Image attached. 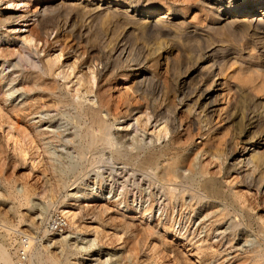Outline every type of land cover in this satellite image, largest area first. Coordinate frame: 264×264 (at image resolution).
<instances>
[{"label":"bare ground","instance_id":"1","mask_svg":"<svg viewBox=\"0 0 264 264\" xmlns=\"http://www.w3.org/2000/svg\"><path fill=\"white\" fill-rule=\"evenodd\" d=\"M34 1L36 0H0V129L7 140L13 139L17 133L24 147L19 148V152H27L32 163L39 164L35 180L50 183L46 188L42 185L35 187L39 189V195L48 194L52 198L66 185L68 177V170L57 171L54 166L59 157L52 145L61 144L67 130L57 123V115L68 117L74 126L67 142L75 149L77 160H84L87 152L104 145L108 137L113 135L111 128L114 124L124 127L123 121L136 114V121L141 122L142 130L149 134V141L145 143V147H139L134 152L108 148L113 158L132 163L134 161L140 167H150L163 184L179 180L190 182L216 206L224 201L226 204H229L228 201L236 204L238 198L219 177L198 166L194 160L201 154L221 158L223 172H236L235 182L246 191L253 190L256 194L260 190L263 180L260 178L264 177V148L262 149L257 132L261 116L260 113L253 112L249 118L250 126L246 129L241 127L246 117L237 108L236 99L247 96L254 105L260 104L258 93L264 92V34L259 37L257 35L256 38L261 46L258 47L254 40L250 41L247 53L239 52L237 56L240 59H234L237 66L226 72L225 69L229 68L228 61H224L226 55H218L209 47V36L198 33L199 27L188 28V21L177 16L179 10L176 8L172 10L173 16L170 17L168 11L158 15L156 9L144 8L139 3L134 8L132 4L126 6L127 0ZM196 1L217 22L219 28H226L232 34H237L236 31L243 33L251 26L264 30V0ZM16 7L25 9L19 12L14 10ZM163 31L176 40L173 39V43L168 40L159 42L158 36ZM53 32L54 37L50 38ZM62 32L70 36L71 42L57 47L58 41L63 43ZM133 33V39L141 40L140 48L136 49L131 40ZM146 33L154 34L158 40L151 44L143 42ZM235 38L239 37L236 35ZM18 39L21 47L28 49V55L37 56L35 60H32L33 56H28L29 61L31 59L28 67L20 66L17 61L2 59L13 55L12 51L3 53L5 48L2 45L8 43L2 44V41ZM191 47L196 52L203 47L213 50L206 57L211 61L191 70L188 67L181 68L182 65L175 58L172 60L171 52L175 48L183 56L186 48ZM155 55L159 59L157 62L164 61L161 67L159 64L155 65V62L149 63ZM5 62L8 63L6 68H11L9 73H4ZM194 72L197 73L193 74ZM113 81L116 89L119 88L114 103L122 106L115 115V119L121 118L122 122L117 123L109 122L103 115L111 107V99L107 94ZM223 100L226 101V107L221 119L225 122V131L229 130L230 135L222 143L218 142V145L205 142L190 153L192 156L187 155L185 151L193 142L194 136L207 135L214 130V105ZM196 124L199 127L194 134L192 128ZM3 139H0V155L6 154ZM160 139L161 143L156 144L155 141ZM13 141L16 142L15 139ZM142 150H145L143 155ZM72 189H67L65 193V197H69L71 201L64 203L67 207L62 210L64 215L73 219L83 210L103 213L114 211L105 203L98 202L106 198L101 193L96 194L91 189L77 195V192L69 191ZM32 190L21 186L13 198L19 205L24 201L28 203L31 201ZM172 190L168 189L170 196L174 193ZM66 200L64 198L62 202ZM47 203L50 201L47 200ZM114 204L126 210L132 208L128 202L120 199ZM42 208L44 209L43 205H39L38 209ZM8 213V209L0 212V221L9 223L6 218ZM226 214L221 209L213 210L214 219L211 223L222 222ZM256 220L264 227V221L259 216ZM162 226L169 230L167 224L163 223ZM119 227L125 229L127 223H121ZM229 227L230 224L227 228ZM145 229L152 235L161 236L154 227ZM68 238L66 234L59 240L61 252H70V245L75 249H86L94 244V239H89L85 246H78L80 240H74L70 244ZM27 241L26 247L22 245L27 260L23 261L15 251L17 261L27 264L35 260L38 264H51L53 260H57L55 254L44 257L41 250L34 248L29 239ZM4 244L0 243V264H16ZM198 249L199 251L194 250L195 254L207 255L203 248ZM112 255L116 253H109L102 263L110 260H114L115 264L135 262L130 252L125 257L116 255L114 259L111 258ZM146 259L140 263L153 264ZM58 264L61 263L58 261Z\"/></svg>","mask_w":264,"mask_h":264},{"label":"rangeland","instance_id":"2","mask_svg":"<svg viewBox=\"0 0 264 264\" xmlns=\"http://www.w3.org/2000/svg\"><path fill=\"white\" fill-rule=\"evenodd\" d=\"M34 2L37 3V0ZM137 3L144 8L156 9L158 15L168 11L170 17H172V10L174 8L179 10L177 16H181L182 19L188 21V28L199 27L198 33H205L209 36V47L215 50L218 55H221V53L226 55L224 61H228L227 65H229V68L225 69L226 72L237 66L234 59H240L237 56L239 52L241 54L247 53V48L251 46L250 41L254 40L258 47L261 46V42L256 38L257 35L259 37L264 34L263 29H255L254 26H251L246 28L243 33L236 31L237 34H232L226 28H219L217 22L211 19V15L204 11L205 8L203 9L196 0H127L126 6L132 4V8H134ZM24 9V7L14 8L19 12ZM180 11H183V13ZM136 33L141 38L138 31ZM51 34L50 38H53L55 33ZM134 35L133 33L131 40L135 43L137 49L142 46V43L140 39H133ZM234 35L241 39L235 38ZM62 36H64L61 39L63 43L60 44V41H58L56 43L57 47L71 42L70 36L66 35V32H62ZM156 37L154 34L146 33L142 41L151 44L158 39L159 42L168 40L172 43L173 39L176 40L172 35H167L165 31L160 33L157 40ZM3 43H8V45H2L3 49L5 48L3 53L12 51L13 55L2 59L10 62L17 61L22 67L30 66L31 59L29 61L28 56L30 58L33 55H28V49L21 47L19 39L11 42L4 40ZM157 44L159 43L157 42ZM191 48L184 49L186 51L184 57L180 54L179 49L175 48L171 52L172 60L175 58V61L182 65L181 68L188 67L191 70L207 65L211 61L210 58L206 57L213 50L203 47L196 52L194 47ZM31 58L35 60L37 56L34 55ZM157 61L159 59L155 55L149 60V63L155 62V65L159 64V67H161L164 61ZM7 64L5 62L3 65L5 68L4 73L11 71V68H6ZM113 82L107 94V97L111 99L109 105L111 107L104 111L103 115L108 118L109 122L117 123L122 122L121 118L115 119V115L118 114L122 106L119 107L116 102L114 103L119 88L116 89L115 82ZM120 85H122V82ZM258 96L261 99V101L258 100L260 104L254 105L249 97L244 96L236 99V105L246 117L242 122L243 126H241L245 129L250 126L248 124L251 121L249 118L253 112L260 113L261 125L257 132L258 136L260 135V144L263 149L264 92H259ZM215 105L214 130L207 135L194 136L193 142L187 146L185 151L187 155L192 156L190 153L196 151V147L205 142L218 145V142L222 143L230 135L229 130L225 131V122L221 119L224 117L223 111L226 107V101L216 102ZM135 117L136 114L132 118L123 121L124 127L114 124L111 128L113 135L108 137L104 145L87 152L84 160H77L75 149L70 142H67L71 138L69 133L73 131L74 126L68 117L57 115L55 118L58 119L57 123L67 128V130L64 132L65 136L62 137L61 144L54 143L55 145H52L55 148V154L59 157L54 166L57 171L60 169L68 170V177L66 185L51 196L52 198L48 197V194L39 195V189L35 188L37 185L46 188L50 183L48 181L42 183L41 179L39 181L38 179L35 180L34 176L39 169V164H36V162L33 164L31 156L27 152L25 154L19 152V148L24 149L20 136L17 133L14 134L13 139L16 142L13 139L7 140V136L0 129V136L2 135L1 138H4L6 145V154L0 155V212L3 213L4 210H9L6 216L9 223L0 221V243H5L4 245L14 257L16 264H23V261L27 260L23 246L28 245V239L34 248L41 250L44 257L55 254L57 260H53L51 264H58V261L61 264H101L109 253H116V255L125 257L129 252L135 258L134 264H141L140 261L146 258L147 262L153 264H264V227L260 221L256 220L259 216L264 221V177L260 178V180L263 179L261 180L262 186L256 194L253 190L246 191L244 187L235 182L236 172H223L221 158H211L206 154H201L194 161L198 166L200 165L206 171L208 170V173L219 177L224 184L226 183L225 185L231 187L238 198L236 204H231L229 201V204H226L224 201L216 206L195 185L185 180L163 184L162 181L156 178L153 169L150 167H140L134 161L133 163L130 161V163L129 160H117L112 157L108 149H126L134 152L139 147H145V143L149 141V134L142 130L141 122L136 121ZM198 127L199 124H196L192 128V133H197ZM161 141L162 139L155 141V143L160 144ZM240 147L242 146L240 145ZM145 150H142V155ZM21 186L29 187L33 189V192L30 195V202L26 203L24 201L22 205H19L13 196ZM67 189H72L69 191L77 192V195L91 189L96 194L101 193L106 198L98 202L105 203L114 211L103 213L83 210L79 216L72 219L62 212L64 208H67L64 203L71 201L69 197H67L68 199L65 197ZM168 189L174 192L172 196L169 195ZM64 198L67 199L66 202H62ZM119 199L128 202L132 208L126 210L118 205L116 207L114 203ZM47 200L50 203H47ZM35 203L38 207L42 204L44 209H38ZM215 209H221V211L227 213L220 223H216L217 221L211 223V220L214 219L212 215ZM121 223H127V228H120ZM163 223L167 224L169 230L162 226ZM229 224L230 227L227 228ZM144 226L154 227L161 236L152 235ZM66 234L69 236L68 242L70 244L74 240H80L77 245L85 246L86 241L89 239H94V244L86 249H75L70 245V252H61V242L59 240ZM83 237L85 240H81ZM198 248H203L207 255L203 256V253L195 254V251H199ZM15 251L23 261H17ZM116 255H112L111 258L114 259ZM203 259L205 261H202ZM27 264L38 263L33 260ZM104 264H115V262L110 260Z\"/></svg>","mask_w":264,"mask_h":264}]
</instances>
